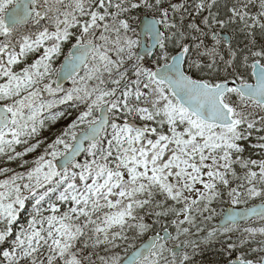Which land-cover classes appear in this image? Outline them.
<instances>
[{
	"label": "snow or ice",
	"instance_id": "obj_1",
	"mask_svg": "<svg viewBox=\"0 0 264 264\" xmlns=\"http://www.w3.org/2000/svg\"><path fill=\"white\" fill-rule=\"evenodd\" d=\"M217 245L264 264V0H0V264Z\"/></svg>",
	"mask_w": 264,
	"mask_h": 264
},
{
	"label": "trees",
	"instance_id": "obj_2",
	"mask_svg": "<svg viewBox=\"0 0 264 264\" xmlns=\"http://www.w3.org/2000/svg\"><path fill=\"white\" fill-rule=\"evenodd\" d=\"M67 49V48H65ZM253 141H255V135L253 137ZM255 154H254V157L255 158ZM84 155H83V159H80V161H83L84 160ZM217 211L219 212L220 211V208H217ZM219 218V216L213 221V223L216 222V220ZM149 223H151V220L148 221ZM159 226H157V229H158ZM152 232H149L147 235L151 234ZM146 237V236H145ZM144 237V238H145ZM142 238V239H144ZM140 241H136V243L138 244ZM219 248V245H217L215 248H211V249H206L203 253V255H197L196 256V260H203L205 261V264H208L209 261H212V262H215V261H220L221 264H222V257L219 255L217 249ZM123 254V253H122Z\"/></svg>",
	"mask_w": 264,
	"mask_h": 264
},
{
	"label": "rangeland",
	"instance_id": "obj_3",
	"mask_svg": "<svg viewBox=\"0 0 264 264\" xmlns=\"http://www.w3.org/2000/svg\"><path fill=\"white\" fill-rule=\"evenodd\" d=\"M58 58L56 59V63H57ZM30 61H31V57L29 58V62ZM70 86H71V84L68 85L67 87H70ZM58 106H60V105H58ZM70 122H71V117H68L67 119H62V120L56 122L54 125H52L51 126V131L45 130L43 134H44V136L48 137V142H51V139L54 138V135H53L54 133H56L59 130H61L62 128L66 127L67 124L70 123ZM42 150L43 149H41V151ZM29 159H31V156H29Z\"/></svg>",
	"mask_w": 264,
	"mask_h": 264
},
{
	"label": "water",
	"instance_id": "obj_4",
	"mask_svg": "<svg viewBox=\"0 0 264 264\" xmlns=\"http://www.w3.org/2000/svg\"><path fill=\"white\" fill-rule=\"evenodd\" d=\"M142 19H148V17H145V18H142ZM142 29H143V24H140L139 26H138V30H139V32H142ZM145 35L146 34H142V38H143V40H144V42L146 43V40H145ZM63 61V60H62ZM62 83L64 84V83H66V81H62ZM78 133V132H77ZM81 156V155H80ZM80 156H78L77 158H79ZM242 207V206H241ZM219 219H220V217H219ZM219 219L217 220V222L219 221ZM151 235H153V234H151ZM150 236V235H149ZM145 241L147 240V237L144 239Z\"/></svg>",
	"mask_w": 264,
	"mask_h": 264
}]
</instances>
